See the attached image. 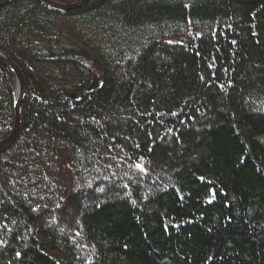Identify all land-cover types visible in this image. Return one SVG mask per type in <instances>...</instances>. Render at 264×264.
<instances>
[{"label":"trees","instance_id":"1","mask_svg":"<svg viewBox=\"0 0 264 264\" xmlns=\"http://www.w3.org/2000/svg\"><path fill=\"white\" fill-rule=\"evenodd\" d=\"M0 49V264H264V0H13Z\"/></svg>","mask_w":264,"mask_h":264},{"label":"water","instance_id":"2","mask_svg":"<svg viewBox=\"0 0 264 264\" xmlns=\"http://www.w3.org/2000/svg\"><path fill=\"white\" fill-rule=\"evenodd\" d=\"M13 0H0V9L9 4ZM45 7L55 12L65 13L69 10H76L85 6L89 0H79L74 3H61L56 0H38ZM0 62L7 68L11 69L15 74L16 87L14 98V125L11 132L0 140V155L12 148L18 139L22 127V105L27 95V82L19 65L2 49H0Z\"/></svg>","mask_w":264,"mask_h":264},{"label":"snow or ice","instance_id":"3","mask_svg":"<svg viewBox=\"0 0 264 264\" xmlns=\"http://www.w3.org/2000/svg\"><path fill=\"white\" fill-rule=\"evenodd\" d=\"M209 203H211V200L209 201ZM19 255V254H18Z\"/></svg>","mask_w":264,"mask_h":264}]
</instances>
